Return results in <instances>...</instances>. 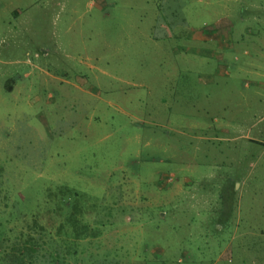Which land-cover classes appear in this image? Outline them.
<instances>
[{
	"label": "rangeland",
	"instance_id": "374dc122",
	"mask_svg": "<svg viewBox=\"0 0 264 264\" xmlns=\"http://www.w3.org/2000/svg\"><path fill=\"white\" fill-rule=\"evenodd\" d=\"M252 63L264 0H0V264H264Z\"/></svg>",
	"mask_w": 264,
	"mask_h": 264
},
{
	"label": "crops",
	"instance_id": "0c3cea01",
	"mask_svg": "<svg viewBox=\"0 0 264 264\" xmlns=\"http://www.w3.org/2000/svg\"><path fill=\"white\" fill-rule=\"evenodd\" d=\"M158 7H160V6L158 5ZM196 39L198 40V37L197 36H196ZM231 46L232 45L224 46V47H227L228 48V47H231ZM224 47H222V48H224ZM262 56H263V54H261V58H262ZM261 63H259L258 65H256V63H252V65H251L252 68H250V69H246L245 68L247 74L249 73V75L251 77H253V78H257V76L264 77V67H262L260 65Z\"/></svg>",
	"mask_w": 264,
	"mask_h": 264
}]
</instances>
